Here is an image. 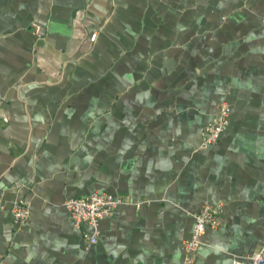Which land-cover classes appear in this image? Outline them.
<instances>
[{
  "label": "crops",
  "instance_id": "0c3cea01",
  "mask_svg": "<svg viewBox=\"0 0 264 264\" xmlns=\"http://www.w3.org/2000/svg\"><path fill=\"white\" fill-rule=\"evenodd\" d=\"M95 191L125 202L86 246L63 203ZM204 202L219 226L188 263ZM261 244L264 0H0V264H233Z\"/></svg>",
  "mask_w": 264,
  "mask_h": 264
},
{
  "label": "built area",
  "instance_id": "2783aa9c",
  "mask_svg": "<svg viewBox=\"0 0 264 264\" xmlns=\"http://www.w3.org/2000/svg\"><path fill=\"white\" fill-rule=\"evenodd\" d=\"M32 33L37 39L45 37L46 30L44 26L38 23L32 24ZM96 33L90 37L94 40ZM231 107L227 103L218 105L215 115L206 123L203 128L202 138L198 146V150H206L216 144L229 123V115ZM4 122L8 121L6 116H2ZM122 198H116L111 194L103 191H95L86 197H73L64 201L63 205L69 212L72 223L76 227H80L83 223H87L92 233L83 232L82 236L86 246L97 243L98 225L101 220L110 218L115 208L124 203ZM223 205L221 203L211 204L204 202L199 210L193 216V224L190 237L183 243L186 260L190 263L195 252L203 245L202 236L207 228H217L219 226V216L222 212ZM13 222L16 225L24 224L30 216V204L23 199L16 200L11 208ZM264 263V244L252 254L243 258H235L233 264H263Z\"/></svg>",
  "mask_w": 264,
  "mask_h": 264
}]
</instances>
